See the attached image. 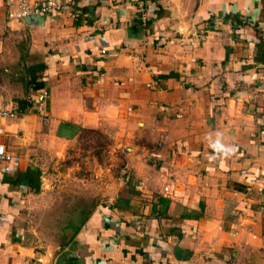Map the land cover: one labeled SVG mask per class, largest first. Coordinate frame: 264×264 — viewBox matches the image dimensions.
Here are the masks:
<instances>
[{
  "label": "crops",
  "instance_id": "0c3cea01",
  "mask_svg": "<svg viewBox=\"0 0 264 264\" xmlns=\"http://www.w3.org/2000/svg\"><path fill=\"white\" fill-rule=\"evenodd\" d=\"M67 1L0 0V264H264V0Z\"/></svg>",
  "mask_w": 264,
  "mask_h": 264
},
{
  "label": "built area",
  "instance_id": "2783aa9c",
  "mask_svg": "<svg viewBox=\"0 0 264 264\" xmlns=\"http://www.w3.org/2000/svg\"><path fill=\"white\" fill-rule=\"evenodd\" d=\"M6 15L8 18L23 19L34 14H44L53 11L68 12L72 10V4L67 0H6ZM138 7L140 10V19L143 23H147L151 15V9L147 7L145 0H138ZM47 93H43L39 96L38 109L42 112L45 120L48 121L50 117L49 110L47 108ZM3 115H11L12 112L3 110ZM4 133V129L0 127V135ZM13 158V152L8 148L7 144L0 140V161L4 162V170H9V163ZM123 175L129 179L131 170L128 166H124L122 169ZM166 191H169V186L165 187ZM43 261V259L41 258ZM44 264H59L57 261L52 260L44 262Z\"/></svg>",
  "mask_w": 264,
  "mask_h": 264
},
{
  "label": "rangeland",
  "instance_id": "374dc122",
  "mask_svg": "<svg viewBox=\"0 0 264 264\" xmlns=\"http://www.w3.org/2000/svg\"><path fill=\"white\" fill-rule=\"evenodd\" d=\"M101 133V135L96 133L86 134L82 138L81 153L88 155L90 152L92 157H96L99 169L101 167H111L115 174L122 172V162L115 161L114 155L111 152L110 138L105 133Z\"/></svg>",
  "mask_w": 264,
  "mask_h": 264
},
{
  "label": "trees",
  "instance_id": "16d2710c",
  "mask_svg": "<svg viewBox=\"0 0 264 264\" xmlns=\"http://www.w3.org/2000/svg\"><path fill=\"white\" fill-rule=\"evenodd\" d=\"M102 131L101 130H99V129H94V128H83L82 130H81V139L83 138V137H85V135L86 134H91V133H96V134H102L101 133Z\"/></svg>",
  "mask_w": 264,
  "mask_h": 264
}]
</instances>
